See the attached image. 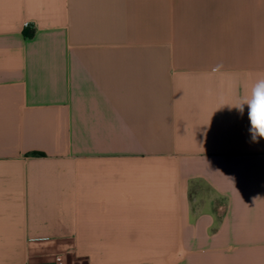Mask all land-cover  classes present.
<instances>
[{"label":"crops","instance_id":"1","mask_svg":"<svg viewBox=\"0 0 264 264\" xmlns=\"http://www.w3.org/2000/svg\"><path fill=\"white\" fill-rule=\"evenodd\" d=\"M261 81L264 0H0V264H264Z\"/></svg>","mask_w":264,"mask_h":264},{"label":"clouds","instance_id":"2","mask_svg":"<svg viewBox=\"0 0 264 264\" xmlns=\"http://www.w3.org/2000/svg\"><path fill=\"white\" fill-rule=\"evenodd\" d=\"M248 105V118L251 124L253 141L264 139V81L259 82L253 89L251 98L241 106L237 107L243 113V106Z\"/></svg>","mask_w":264,"mask_h":264},{"label":"rangeland","instance_id":"3","mask_svg":"<svg viewBox=\"0 0 264 264\" xmlns=\"http://www.w3.org/2000/svg\"><path fill=\"white\" fill-rule=\"evenodd\" d=\"M56 257H57V255H55L53 257V261L50 264H55ZM64 262H65V264H83L82 261L74 259L72 256H69V255L66 256V258L64 259ZM190 264H193V262H191Z\"/></svg>","mask_w":264,"mask_h":264},{"label":"built area","instance_id":"4","mask_svg":"<svg viewBox=\"0 0 264 264\" xmlns=\"http://www.w3.org/2000/svg\"><path fill=\"white\" fill-rule=\"evenodd\" d=\"M55 264H65L64 258L61 256H57Z\"/></svg>","mask_w":264,"mask_h":264},{"label":"trees","instance_id":"5","mask_svg":"<svg viewBox=\"0 0 264 264\" xmlns=\"http://www.w3.org/2000/svg\"><path fill=\"white\" fill-rule=\"evenodd\" d=\"M25 35H26L27 37H32V36H33V33H30V32H28V31H26V32H25Z\"/></svg>","mask_w":264,"mask_h":264}]
</instances>
